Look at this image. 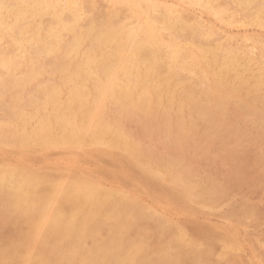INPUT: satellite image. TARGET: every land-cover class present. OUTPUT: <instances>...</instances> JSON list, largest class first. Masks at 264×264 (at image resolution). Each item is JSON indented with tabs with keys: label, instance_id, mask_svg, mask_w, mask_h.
<instances>
[{
	"label": "bare ground",
	"instance_id": "bare-ground-1",
	"mask_svg": "<svg viewBox=\"0 0 264 264\" xmlns=\"http://www.w3.org/2000/svg\"><path fill=\"white\" fill-rule=\"evenodd\" d=\"M104 1L108 7L94 11L84 0H0V151L104 147L132 158L143 171L183 184L182 166L142 148L141 136L139 142L132 139L120 117L141 118L177 138L189 134L195 117L203 123L219 120L225 99L241 90L264 99V54L256 60L253 44L245 50L225 43L217 33L220 27L264 28V0ZM185 8L209 14L216 30L190 17ZM108 105L113 112L106 111ZM37 171L0 163L4 210L13 211L26 225L0 244V264H177L179 257L170 249L189 246L181 235L165 236L163 245L155 246L156 240L148 244L143 225L151 215L121 190L75 176L50 180Z\"/></svg>",
	"mask_w": 264,
	"mask_h": 264
},
{
	"label": "rangeland",
	"instance_id": "rangeland-1",
	"mask_svg": "<svg viewBox=\"0 0 264 264\" xmlns=\"http://www.w3.org/2000/svg\"><path fill=\"white\" fill-rule=\"evenodd\" d=\"M84 1L85 2L87 1V3H89L90 5L93 4L90 7H92L94 11L99 10V8H100L99 11H102L104 10L103 8L108 7L104 0L102 1L101 0H93V1L89 0V2L88 0H84ZM94 2H96V4ZM97 5L99 7H97ZM185 12L186 14H188L190 17L194 18L195 20L197 21L199 20L200 22H202L205 27L213 26L214 29L216 30L217 27L213 25L214 23H213L212 17L206 12L201 11V10L198 11L197 9H194V8H185ZM217 33H218V37L222 39L225 43L231 42V44L233 45L236 44L239 48H244L245 50H249L250 46L253 44L255 46V48L253 49V57H255L256 60H260L261 55L264 54V28L253 27V26L231 27V28L220 27L217 30ZM246 91H247L246 89L241 90V92H239L236 97L225 99V101L220 107L221 115L218 117L220 118L219 120L216 118L214 119L216 121L213 120L211 123H206V122L203 123L202 121H200L199 119L200 117H195L194 125L196 127L194 128V125L191 126L189 128L190 130L192 128L191 132L188 129L189 136L187 134L184 137L176 136L179 140L175 138V136L172 137L171 134L170 136L172 137V139L174 138V140L172 139L169 140V138L171 137H169V135L165 131L161 132L162 131L161 129H154L151 126L150 122H148L147 124V121L145 122L141 118L138 119V117H134L130 115L120 117L121 123L124 126L123 127L124 130L129 134V136L132 139L136 140L135 138H138L141 136L140 144L142 148L144 149L146 148L147 150L153 153H158V155H163V156L166 155V157L170 159H173V160L175 159L176 160L175 162L179 164L178 167L182 166L181 169L179 168L180 174L181 176L183 175V177L186 178L183 184H173L166 179L156 177L151 172L143 171V169H141V167H139L132 158L126 156L123 153H119L118 151H114V150L107 149L104 147H99V149L95 148V150L94 148L88 150L89 147L87 148L84 147V148L71 150L69 152H64V151H60V150L52 149V148L43 150L37 147L23 148L21 150H16L13 148L12 149L4 148L2 151H0L1 152L0 153V160H1L0 163L2 162L9 163V165L25 166V167L32 168L35 171L38 170L37 172L39 174L40 172H42L41 173L42 175L50 176V180L54 178L55 179L57 178L65 179V178H70V176L86 178L89 180H94V181L103 183L106 187H111L113 189L121 190L122 192L128 194V196L130 195L133 196L134 198H136L137 204L140 205L142 208H146L145 211L151 215L150 217L151 219L146 220L147 226L145 224L143 225L146 228L144 234L146 235L147 238L145 237V239L147 240L149 239L147 241L148 244L153 243V240H156L157 242L154 241L153 243L154 245L156 244L155 246H158L161 244L163 245L167 243L168 238H175L178 235H181L183 239L189 244V246L184 245L185 243L180 244L179 247L170 249L171 255H175L177 253L175 257L177 258L179 257L177 259L178 260L177 264H206V260H207V264H233V263L236 264V262L237 264H264V242H263L264 241V192H262L264 190V174H263L264 173V167H263L264 166V150H263L264 148L263 146L264 145V133H263L264 132V125H263L264 124V99L255 97L254 95H252V92L249 90L247 92ZM262 100H263V105L261 102ZM112 108L113 107L111 105H108L106 111L108 113L113 112ZM248 114H251V115H248ZM243 117L245 119L242 120ZM246 119H248L249 121L248 120L246 121ZM188 121H189V117H186L185 122L188 123ZM243 122L244 123L246 122L245 125L243 124ZM129 124L131 125V127H128L130 126ZM147 125L148 126L150 125V126L148 127ZM223 126L225 127V131L223 130L224 128ZM215 129H217V131ZM195 130H197V133H195L196 135L194 136L193 132ZM208 130L210 131L208 132ZM144 131L146 133H144ZM164 132L166 133V135L164 134ZM213 133H215L214 136H213ZM239 134H241V136H239ZM167 136L169 138H167ZM206 136L209 138H207ZM256 136L257 138H255ZM191 137H192V140H191ZM193 138L195 139V141ZM167 139L169 141H167ZM200 140L201 142L199 143ZM136 141L139 142V138ZM179 141L180 142L182 141V142L180 143ZM168 142L169 143L171 142V143L169 144ZM174 142H177L180 145ZM218 142H219V145L217 146ZM168 146H170V148ZM190 146H192V148ZM194 148L197 152L193 150ZM32 149H35V150H32ZM177 149L183 154L177 151ZM201 150L204 153H202ZM34 151L36 155L32 154L34 153ZM39 151L40 153H36ZM11 152H16V154H18L19 156L17 155L16 157V154L13 155V153L11 154ZM52 152H56V153H52ZM70 152L75 153L74 157L70 154ZM186 152H188L189 155L186 154ZM251 152H254L255 154ZM46 154L49 156H47ZM214 154L215 156H213ZM234 155H237V156H234ZM51 156H54V157H51ZM196 156L198 159L196 158ZM222 156L223 157L226 156V157L223 158ZM178 157L181 159L180 160L177 159ZM19 158H21V160ZM22 158L25 161H22ZM26 158L30 160H27ZM92 158H93V161H92ZM234 161H235V164L233 165ZM240 162L241 164L239 165L238 163ZM254 165H256V167H254ZM234 168L236 169L234 170ZM184 169H187V170H184ZM71 170L72 172L70 173ZM78 173H80V176ZM62 175L64 176V178ZM140 178H141V181H140ZM256 180H257V183H256ZM187 181H189L190 184ZM204 185L205 187H203ZM219 187L221 189H219ZM245 187H247V189ZM205 189L209 191L207 192ZM220 191H221V194H220ZM217 193L220 195H218ZM246 194H247V197H245ZM258 198L260 200H256ZM258 201L260 203H258ZM0 202H1L0 203V214H1L0 215V220H1L0 221V225H1L0 226V236L2 237L4 236L3 239L2 237H0V244H4L7 242L6 240L9 241L10 239L12 240L13 238H15L17 236V233L19 231L21 232L25 228L26 225L21 220V218L17 217L15 213H13V211H8L7 209H5L6 210L5 211L4 208L6 207L1 199H0ZM198 202H201V203H198ZM255 203H258V204H255ZM169 204L171 205V207ZM215 207H219V209ZM250 210H251V213L249 214ZM4 215H5V219H4ZM7 217H8V220H7ZM12 222H14L15 224L14 223L12 224ZM158 222H161L162 224ZM4 226L6 229L4 228ZM11 226H13L15 229ZM3 229L4 231H1ZM135 230L137 229L135 228ZM130 233H134V232H130ZM154 234H157V235L154 236ZM165 236L167 239L164 238ZM257 238H259V240ZM162 239H164L165 241ZM184 254L186 257L184 256ZM200 254H202V256ZM200 259L204 261L202 262Z\"/></svg>",
	"mask_w": 264,
	"mask_h": 264
}]
</instances>
